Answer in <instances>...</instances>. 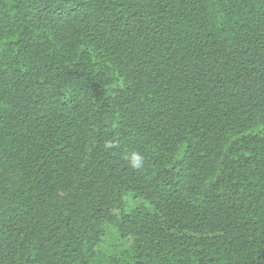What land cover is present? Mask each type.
Segmentation results:
<instances>
[{"label": "trees", "instance_id": "trees-1", "mask_svg": "<svg viewBox=\"0 0 264 264\" xmlns=\"http://www.w3.org/2000/svg\"><path fill=\"white\" fill-rule=\"evenodd\" d=\"M0 264H264V0H0Z\"/></svg>", "mask_w": 264, "mask_h": 264}, {"label": "rangeland", "instance_id": "rangeland-1", "mask_svg": "<svg viewBox=\"0 0 264 264\" xmlns=\"http://www.w3.org/2000/svg\"><path fill=\"white\" fill-rule=\"evenodd\" d=\"M139 201L128 200V207H134ZM123 245L122 241L118 238L117 234L110 231L109 235L105 237V242L102 244L101 249L110 253ZM128 245V244H127Z\"/></svg>", "mask_w": 264, "mask_h": 264}, {"label": "clouds", "instance_id": "clouds-1", "mask_svg": "<svg viewBox=\"0 0 264 264\" xmlns=\"http://www.w3.org/2000/svg\"><path fill=\"white\" fill-rule=\"evenodd\" d=\"M105 147H108V148L112 147L111 142H107L105 144ZM129 160H130V166L134 169H137V170L141 169L145 163L144 156L139 152L131 153Z\"/></svg>", "mask_w": 264, "mask_h": 264}]
</instances>
